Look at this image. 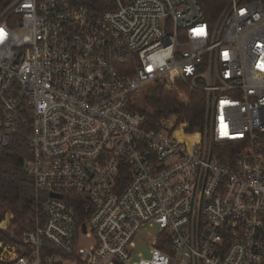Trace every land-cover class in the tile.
<instances>
[{
  "label": "built area",
  "instance_id": "built-area-1",
  "mask_svg": "<svg viewBox=\"0 0 264 264\" xmlns=\"http://www.w3.org/2000/svg\"><path fill=\"white\" fill-rule=\"evenodd\" d=\"M107 1L0 8V154L25 136L38 200L0 264H263L264 0L213 22L198 0ZM178 80L205 93L204 129L135 108Z\"/></svg>",
  "mask_w": 264,
  "mask_h": 264
},
{
  "label": "trees",
  "instance_id": "trees-1",
  "mask_svg": "<svg viewBox=\"0 0 264 264\" xmlns=\"http://www.w3.org/2000/svg\"><path fill=\"white\" fill-rule=\"evenodd\" d=\"M13 0H0L4 9ZM97 12L110 8L107 0H84ZM205 14V19L213 22L229 0H198ZM205 93L201 90L191 91L187 85L178 80L171 89H160L158 94L148 95L145 104L152 113L135 106L149 116L150 127L156 128L163 118L175 117L178 124H186V130L193 132L204 129ZM32 149L21 133L16 134L10 148L0 154V222L8 213L13 217L10 226L14 234L0 228V239L22 242V233L35 228L38 200L33 177L24 167V162L31 158ZM67 195H65V199ZM2 231V232H1ZM79 264H84L79 263Z\"/></svg>",
  "mask_w": 264,
  "mask_h": 264
},
{
  "label": "rangeland",
  "instance_id": "rangeland-1",
  "mask_svg": "<svg viewBox=\"0 0 264 264\" xmlns=\"http://www.w3.org/2000/svg\"><path fill=\"white\" fill-rule=\"evenodd\" d=\"M160 89H164V88L158 84L143 85L141 92H138L134 95L133 101L136 104V106L142 108L146 112L152 113L151 109L145 104V98L148 95L158 94ZM2 226L3 227H1V229L14 234L15 229L14 227L9 225L8 221L2 224ZM154 232L155 229L143 230L136 236V238L134 239L135 240L134 260L139 259V254H142L143 256H150V249L153 246ZM89 241L90 239H87L85 243L88 244Z\"/></svg>",
  "mask_w": 264,
  "mask_h": 264
},
{
  "label": "water",
  "instance_id": "water-1",
  "mask_svg": "<svg viewBox=\"0 0 264 264\" xmlns=\"http://www.w3.org/2000/svg\"><path fill=\"white\" fill-rule=\"evenodd\" d=\"M53 196H56V197H62L61 195H57V194H52ZM84 230H86V227L84 226ZM264 264V263H263Z\"/></svg>",
  "mask_w": 264,
  "mask_h": 264
},
{
  "label": "snow or ice",
  "instance_id": "snow-or-ice-1",
  "mask_svg": "<svg viewBox=\"0 0 264 264\" xmlns=\"http://www.w3.org/2000/svg\"><path fill=\"white\" fill-rule=\"evenodd\" d=\"M0 31H2V30H0Z\"/></svg>",
  "mask_w": 264,
  "mask_h": 264
},
{
  "label": "bare ground",
  "instance_id": "bare-ground-1",
  "mask_svg": "<svg viewBox=\"0 0 264 264\" xmlns=\"http://www.w3.org/2000/svg\"><path fill=\"white\" fill-rule=\"evenodd\" d=\"M2 232V231H1Z\"/></svg>",
  "mask_w": 264,
  "mask_h": 264
}]
</instances>
